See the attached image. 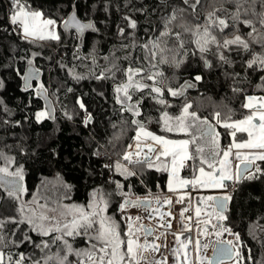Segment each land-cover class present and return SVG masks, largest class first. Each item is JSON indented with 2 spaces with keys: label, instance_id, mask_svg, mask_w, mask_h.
Wrapping results in <instances>:
<instances>
[{
  "label": "snow or ice",
  "instance_id": "snow-or-ice-1",
  "mask_svg": "<svg viewBox=\"0 0 264 264\" xmlns=\"http://www.w3.org/2000/svg\"><path fill=\"white\" fill-rule=\"evenodd\" d=\"M8 2L10 32L28 45L60 43V27L78 38L99 31L92 20L78 17L75 4L73 11L58 21L33 6L34 0ZM161 8L162 14L154 24L150 21L143 38L137 34V19L124 15L123 25L117 28L120 44L103 57L109 67L95 71L100 67L95 48L88 55L73 56L87 69V77L76 71L81 65H60L77 81L111 80L120 115L132 117V143L117 153L118 159L103 166L123 178L106 181L113 185L111 191L103 185L93 188L87 202L79 204L72 201L73 186L57 178L51 188L42 182L27 200L24 166L0 150V200L12 205L0 204V264H264V255L256 259L240 233L227 223L232 200L228 189L264 178V94L249 95L244 88L233 86V92L244 96L241 109L245 111L239 119H233L232 110L223 118L216 111L213 123L192 110V103L187 101V91L195 84L188 80L179 83L175 74L169 78L164 71L165 67L181 68L189 58L199 60L205 69L239 66L244 71L243 81L240 72L226 75L234 83H250V77L257 74L260 83L255 87L264 92V0H161ZM40 55L26 51L18 56L26 70H13L23 81V91L31 89L35 96L48 101L45 84L33 83L40 81V69L34 66ZM202 79L201 75L194 77L196 82ZM174 100L184 101L178 114L172 111ZM146 101L154 116L144 112ZM76 103L86 113L87 126L92 116L82 98ZM0 112L12 114L3 100ZM53 112L46 103L35 113V120L55 119ZM64 115L72 118L67 112ZM10 123L3 120L4 125ZM120 123L116 140L129 121L122 119ZM223 136L229 138L227 145L221 143ZM145 169L167 174L170 195L162 197L149 190L141 196L131 191L126 182L142 179ZM186 169L189 175H181ZM201 190L224 194L194 198L192 193ZM253 228L264 234V224L257 222ZM193 232L194 236L185 235ZM251 234L264 248V235ZM225 235L232 239H224ZM25 246L31 250H22Z\"/></svg>",
  "mask_w": 264,
  "mask_h": 264
},
{
  "label": "trees",
  "instance_id": "trees-1",
  "mask_svg": "<svg viewBox=\"0 0 264 264\" xmlns=\"http://www.w3.org/2000/svg\"><path fill=\"white\" fill-rule=\"evenodd\" d=\"M73 4L79 18L83 21L92 20L99 31H89L83 38H78L74 32L69 34L60 27L58 29L62 36L60 43L50 42L38 47L28 45L10 32L6 19L9 2L0 0V80L4 81V87L0 88V100L4 101L12 113L8 116L0 112V150L16 157L17 163L24 166V183L29 190V194L25 196L27 200L41 188L42 182L51 188L59 178L73 186L72 201L84 204L93 188L103 185L106 190L111 191L113 185L106 181L123 180L103 166L118 159L117 153H122L125 145L132 143L130 139L134 135L133 126L130 124L132 117L127 113L120 115L119 105H116L113 99L111 80L86 78L77 81L60 65L63 63L69 66L81 65L80 61L73 59L74 54L85 56L95 48L99 53L97 63L100 66L95 71L99 72L102 68L109 67L103 57L111 55L114 47L119 46L117 28L123 25L124 15H131L137 19L139 25L137 34L143 38L145 29L151 26L150 21L154 24L163 11L161 0H34L33 6L42 8L59 21L73 11ZM136 9L143 11H135ZM26 51L41 53L34 66L42 71V78L33 83L34 86L39 82L45 84L56 106L55 119H46L40 123L35 120V113L44 108L43 101L34 95L33 90L30 89L28 92L22 90L23 81L13 70L15 68L26 70V65L18 59V56H24ZM9 64L12 65L11 68L7 67ZM84 64H90V61H85ZM76 71L86 77L88 75L83 65L77 67ZM164 71L169 78L175 74L179 83L188 80L195 84L194 88L187 91V101L192 103V110L213 123V114L216 111H220L223 118L232 110L233 119L241 118L245 111L241 109L244 96L233 92V86L244 88L249 95L264 94L255 87L260 83L257 74L250 77V83H234L226 75L232 71L240 72V80L243 81L244 71L239 66L205 69L199 60L189 58L181 68L165 67ZM196 75H201L203 79L196 82L194 80ZM68 88H72L73 91L68 92ZM77 98L83 99L87 112L92 116V121L87 126L84 124L86 113L77 105ZM183 102L173 101L176 105L172 110L174 114H178ZM143 110L145 113L155 115L148 101L145 102ZM65 112L72 118L68 119L64 115ZM5 119L11 122L10 125L3 124ZM122 119L129 123L120 139L116 140L115 136L121 132ZM113 124L116 125L115 128ZM150 128L159 132L155 125H151ZM217 130L224 132L222 128ZM97 152L99 155L94 154ZM126 183L132 186V192L141 196L149 190L155 195L167 193V174L151 169L144 170L142 179L130 178ZM2 191L0 189V192ZM228 192L232 195V200L228 205L227 223L234 232L240 233L241 240L253 250L255 258L260 259L264 255V248L251 232L255 231L257 237L264 235L253 228L257 222L264 224V178L244 181ZM116 199L114 198L113 212L116 208ZM5 201L1 200V203ZM9 205L12 206L11 202ZM116 217L119 219L118 213ZM228 239L232 237L228 236ZM22 250L31 249L30 246H25Z\"/></svg>",
  "mask_w": 264,
  "mask_h": 264
},
{
  "label": "crops",
  "instance_id": "crops-1",
  "mask_svg": "<svg viewBox=\"0 0 264 264\" xmlns=\"http://www.w3.org/2000/svg\"><path fill=\"white\" fill-rule=\"evenodd\" d=\"M226 141H227V143H229V138L227 136H223L222 137V140H221L222 145H224L226 143ZM187 172L189 173L188 170H185L184 171V173H187ZM166 194L170 195V193H166ZM223 194L224 193L221 192V191H209V190H201L200 192H193L192 193V195H193L194 198L196 196H200V195H223ZM193 204H195V199H193ZM179 207H180L179 205L176 206V208H179ZM174 227H177V225L175 224V222H174ZM185 235H192V236H194L195 233L194 232L193 233H186ZM168 239H169V241H171L172 240V237L169 236ZM209 250L210 251H208L207 254L210 256L212 254V251H211V249H209Z\"/></svg>",
  "mask_w": 264,
  "mask_h": 264
},
{
  "label": "water",
  "instance_id": "water-1",
  "mask_svg": "<svg viewBox=\"0 0 264 264\" xmlns=\"http://www.w3.org/2000/svg\"><path fill=\"white\" fill-rule=\"evenodd\" d=\"M79 17V16H78ZM83 21V20H82ZM62 28V27H61ZM63 29V28H62ZM64 30V29H63ZM65 31V30H64ZM41 72V77L40 79L42 78V71L40 70ZM43 101V105L45 107L46 103H48L50 105V107H52L54 109V112L53 114L55 115L56 114V106H55V103H54V100L51 98V96L49 95V98H48V101H45V99L43 97H40ZM212 255V254H211ZM210 255V256H211Z\"/></svg>",
  "mask_w": 264,
  "mask_h": 264
},
{
  "label": "rangeland",
  "instance_id": "rangeland-1",
  "mask_svg": "<svg viewBox=\"0 0 264 264\" xmlns=\"http://www.w3.org/2000/svg\"><path fill=\"white\" fill-rule=\"evenodd\" d=\"M40 83V82H39ZM52 97V96H51ZM173 138H176V137H173ZM228 143L226 142L224 145H227ZM187 170V169H186ZM185 171V170H184ZM184 171L181 173V175H184V176H187V175H189V173L187 172V173H184ZM158 195H160V196H165V195H168V194H158ZM5 203H7L8 205H9V201H5V202H3V203H1V200H0V204H5ZM10 206V205H9ZM228 264H231V262H228Z\"/></svg>",
  "mask_w": 264,
  "mask_h": 264
},
{
  "label": "built area",
  "instance_id": "built-area-1",
  "mask_svg": "<svg viewBox=\"0 0 264 264\" xmlns=\"http://www.w3.org/2000/svg\"><path fill=\"white\" fill-rule=\"evenodd\" d=\"M228 190H233V189H228ZM134 213H135V210H134ZM228 238V236L227 235H225V237H224V239H227Z\"/></svg>",
  "mask_w": 264,
  "mask_h": 264
},
{
  "label": "bare ground",
  "instance_id": "bare-ground-1",
  "mask_svg": "<svg viewBox=\"0 0 264 264\" xmlns=\"http://www.w3.org/2000/svg\"><path fill=\"white\" fill-rule=\"evenodd\" d=\"M228 239V238H227ZM210 251V250H209Z\"/></svg>",
  "mask_w": 264,
  "mask_h": 264
}]
</instances>
